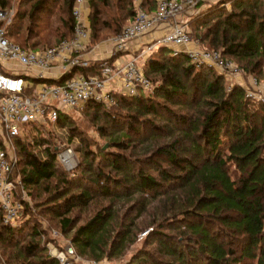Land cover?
<instances>
[{
	"label": "trees",
	"instance_id": "obj_1",
	"mask_svg": "<svg viewBox=\"0 0 264 264\" xmlns=\"http://www.w3.org/2000/svg\"><path fill=\"white\" fill-rule=\"evenodd\" d=\"M74 1L64 0V31L57 27L54 45L73 37ZM10 2L0 0V9ZM89 2V40H100L106 31L120 33L123 24L136 16L135 0ZM227 2L230 10L225 8ZM14 5L11 22L4 27L5 36L25 49L50 47L49 2L14 0ZM141 6L152 12L155 2L141 0ZM189 25L204 26L196 37L191 33L202 48L220 47L223 56L237 60L248 75L264 83V0H217L194 15ZM97 63L77 70L95 73ZM143 71L153 84L152 92L135 96L116 92L108 108L92 102L82 109L116 129L101 127L110 135L107 150H92L86 144L81 162L70 176L57 159V148L45 146L38 153L34 146L46 140L28 141L16 135L12 139L16 161L11 177L19 178L24 194L32 199L35 188L55 179L52 189L43 188L49 194L45 213L57 219L62 233L73 230L70 242L77 254L96 261L106 252L104 233L114 213L109 205L101 207L76 227L69 215L73 209L84 208L97 197L113 201L141 193L156 198L185 190L190 207L162 221L154 220L157 228L154 226L147 240L156 245L137 251L128 264H264V102L247 98L243 84L227 89L222 71L192 61L183 51L172 54L168 46L159 45L150 52ZM59 113L56 124L80 136L69 114ZM161 121L173 127L169 129ZM26 126L39 125L32 122ZM174 130L177 136L172 143L158 146L148 157L132 161L125 153L132 148L133 138L172 135ZM180 139L188 143L183 149L179 148ZM229 163L234 165V177ZM16 197L21 201L16 224L2 223L0 214L2 262L59 264L47 248L52 238L45 237L47 230L32 208L36 204L32 206L18 193ZM163 223L167 228L177 226L179 233H165ZM130 232V226H122L112 239L113 245L126 243Z\"/></svg>",
	"mask_w": 264,
	"mask_h": 264
},
{
	"label": "built area",
	"instance_id": "obj_2",
	"mask_svg": "<svg viewBox=\"0 0 264 264\" xmlns=\"http://www.w3.org/2000/svg\"><path fill=\"white\" fill-rule=\"evenodd\" d=\"M205 0H154L152 12L135 0L136 16L123 26L120 33L111 39V51L106 57L88 53V16L85 13L87 0H75L71 15L74 19L73 37L62 39L58 44L39 50L22 48L5 36L0 27V214L2 223L15 225L21 201L27 198L17 177L10 172L16 161L12 139L21 134L25 124L56 122L59 112L82 110L94 102L108 108L114 102L113 94L135 96L149 93L153 84L143 71L144 60L159 45L172 48V54L185 52L200 64L214 66L218 70H233V61L221 54L220 49L202 48L192 40L187 22L180 19L183 12ZM215 1V0H212ZM217 1V0H216ZM14 0L0 9V22L8 25L14 14ZM154 35L144 47H133L140 40ZM138 49L129 52L130 49ZM98 62L97 72L85 74L79 68H89ZM259 81L249 80L245 87L246 97L264 102V88L251 90ZM57 159L66 171L71 172L76 161L70 147H62ZM20 192V193H19ZM56 232H53V236ZM49 253L59 264H101L86 260L75 252L71 245L63 249L51 246Z\"/></svg>",
	"mask_w": 264,
	"mask_h": 264
},
{
	"label": "rangeland",
	"instance_id": "obj_3",
	"mask_svg": "<svg viewBox=\"0 0 264 264\" xmlns=\"http://www.w3.org/2000/svg\"><path fill=\"white\" fill-rule=\"evenodd\" d=\"M50 4L48 7L49 14L47 18L51 23L49 28L50 35L48 36L50 40V46H54V44L58 41V37L55 36L57 27L60 28L58 31H64V27L61 25V18H63V6L64 0H47ZM139 1V0H138ZM215 1L212 0H205L201 2V4L196 5L192 8L187 9L186 12H183L180 19L184 22L189 24L190 19L199 14L202 9L207 8L209 5L214 4ZM14 5V4H13ZM15 6V5H14ZM135 6L136 3H135ZM230 3H225V8L230 10ZM90 2L87 0L85 3V13L89 12ZM131 22V21H130ZM130 22H125L123 26L127 25ZM25 22H23L24 24ZM5 23H2L0 27H5ZM190 29L193 37H196L197 34H201L204 30V26L202 27H193L192 25L188 26ZM44 34H46L44 32ZM117 34L108 33V31L104 32L102 38L98 41H93L90 39L87 45V52L92 53L93 55H100V57H104L103 55L106 51H111V39L116 36ZM16 40V39H15ZM17 41V40H16ZM49 45V44H48ZM40 45L39 47H42ZM49 47V46H48ZM215 49H220L214 47ZM226 57V56H225ZM228 59L233 61V70H219L224 73L227 89H230L231 86L235 83L243 84L244 86H249V80L254 75H248L245 70L243 69L242 65L237 61L232 59L231 57H227ZM264 88V83L259 82L258 85L250 87L251 90H259ZM251 100V99H250ZM252 101V100H251ZM71 117L72 126L75 129H78L81 132L80 136H75L73 131H70L67 126H59L56 122H44V124L32 127H23L21 129L20 137L28 140L33 141V139H40L42 137L47 143L41 146H34V150L38 153H41L45 146H50L51 148H57L60 150L62 147H70L73 152V156L76 161V166L73 168L71 172L67 173L72 176L75 172L78 164L81 162L82 159V150L85 148L86 144L89 146L90 149H97L102 147L103 149L107 150L109 148L108 141L110 139V135L104 134L102 130V126L106 127L109 131H116L114 127H111L109 123H107L104 119H101L100 116L96 115L95 113H90L88 111L76 110V111H68L67 112ZM161 123H165L169 129L171 126L170 123L161 121ZM108 131V132H109ZM84 137L83 140L80 137ZM177 136V131L174 130L173 134H157L155 136H147L146 134L138 139H134L132 141V148L126 150V155L130 160L134 161L137 159H142L148 157L149 155L154 154V150L161 145H167L172 143L173 138ZM139 140V141H138ZM225 141V140H224ZM179 148H185L188 143L185 140H179ZM112 147V146H111ZM112 149L117 150L115 147ZM165 165V164H164ZM229 171L231 176L234 177V165L229 163L228 164ZM149 173L155 175L153 170H149ZM55 179L50 181L49 183L46 182L44 186H49L50 189L54 187ZM42 185L41 187H37L34 189V198L27 197L29 204L33 206V210L37 213L38 218L41 220V227L47 230V234L45 237L51 236L52 240L47 242V248L51 246L56 247L58 249H63L65 245H71L73 249L72 242H70V236L73 233L71 232L62 233L59 230V226L57 223V219L46 214L45 212V199L49 195ZM52 191V190H51ZM50 191V192H51ZM188 193L185 190H174V192H169L165 194H159L156 198H153L151 195L141 194V193H132L130 196H125L118 200H111L97 197L90 205L78 209H73V211L69 214L73 217L75 221V226L78 227L79 224L83 223L87 219H89L94 213L99 210V208L109 205L112 209L114 215L112 219L107 223L105 237L108 241V245L106 247V252L103 255V258L100 261L101 264H128L132 258L134 257L135 253L142 249H152L156 245V242L148 241V234L154 228L152 222L155 221H162L164 217H169L176 212L184 210L189 206V198ZM39 211V212H38ZM131 222V224H129ZM131 227V232L128 235V239L126 243L122 246L118 244L113 245L112 239L116 235V232L120 230L122 226ZM162 231L165 233H170L177 235L179 230L176 227H169L167 228L166 224L163 223ZM157 226V225H156ZM155 226V227H156ZM157 228V227H156ZM182 229V227H181ZM53 232H56V235L53 236ZM49 238V237H48ZM116 238V237H115ZM44 241V238H41ZM109 251H111V256H109ZM1 252V249H0ZM76 252V250H75ZM77 253V252H76ZM79 255V254H78ZM80 256L86 260H94L93 258L88 257L87 255ZM3 257L0 253V263L2 262Z\"/></svg>",
	"mask_w": 264,
	"mask_h": 264
},
{
	"label": "crops",
	"instance_id": "obj_4",
	"mask_svg": "<svg viewBox=\"0 0 264 264\" xmlns=\"http://www.w3.org/2000/svg\"><path fill=\"white\" fill-rule=\"evenodd\" d=\"M163 33V30H156L155 32H154V34H152V36L150 35V36H147L148 37V39L147 38H144V39H142V40H140V42H138V45H135V46H133V47H135V48H137V47H144V44L150 39V37H153L154 35H161ZM136 50H138V49H130L129 50V52H135ZM109 50L108 51H106V53L103 55L104 57H106L108 54H109ZM0 264H2V263H0Z\"/></svg>",
	"mask_w": 264,
	"mask_h": 264
}]
</instances>
